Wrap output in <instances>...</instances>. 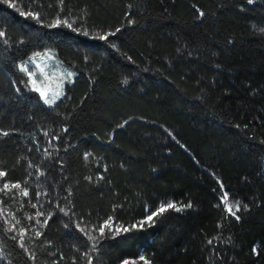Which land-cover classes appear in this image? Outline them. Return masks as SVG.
Instances as JSON below:
<instances>
[{"label":"trees","instance_id":"trees-1","mask_svg":"<svg viewBox=\"0 0 264 264\" xmlns=\"http://www.w3.org/2000/svg\"><path fill=\"white\" fill-rule=\"evenodd\" d=\"M0 173V264H264V0H0Z\"/></svg>","mask_w":264,"mask_h":264},{"label":"rangeland","instance_id":"rangeland-1","mask_svg":"<svg viewBox=\"0 0 264 264\" xmlns=\"http://www.w3.org/2000/svg\"><path fill=\"white\" fill-rule=\"evenodd\" d=\"M19 69L27 76L28 85L36 90L39 89L46 93V97H42L40 91H37L42 101L45 98L53 101L45 103L53 106L65 94L66 86L74 82L76 72L73 68L65 64L53 49H45L34 52L25 59L19 61ZM130 264H144V260H132ZM149 264V263H148Z\"/></svg>","mask_w":264,"mask_h":264},{"label":"snow or ice","instance_id":"snow-or-ice-1","mask_svg":"<svg viewBox=\"0 0 264 264\" xmlns=\"http://www.w3.org/2000/svg\"><path fill=\"white\" fill-rule=\"evenodd\" d=\"M252 2H253V0H249V3H252ZM13 6H14V5H13ZM201 15H202V13H201ZM58 23H59V22H58ZM102 38H104V37H102ZM36 90H37V91H40L39 89H36ZM40 94H41L42 97H46V93H45V92L40 91ZM52 102H53V101L48 100L47 98H45V103H52ZM2 175H4V174H3V173H0V176H2ZM5 187L7 188V185H5ZM13 187L19 188L20 185H13ZM24 194L27 195L26 192H25ZM224 200H225V202H227V194H225V196H224ZM166 207H167V208H175L176 206H175L174 204L169 203ZM188 207H191V205L189 204ZM165 210H166L165 207L162 206V207L159 209V212H163V211H165ZM177 210H179V209H177ZM228 211H229L231 214L235 215V213L232 211V207H231V206L228 207ZM236 211H239V207H238V206L236 207ZM159 212L152 213L151 215H149V216L147 217L146 221H141V226H142L144 223H146V222H150V221H152L153 216L158 215ZM238 218H239V217H237V219H238ZM104 227H111V225L109 224V222H105L104 226H102L101 229H100L101 234H103ZM134 227H135V226H134ZM115 230H116L117 232H119L121 229H120L119 227H117ZM123 230H124V231H128L127 228H125V229H123ZM141 260H144V264H148V261L145 260L143 256H141ZM124 264H130V262H129V261H124ZM132 264H134V262H132Z\"/></svg>","mask_w":264,"mask_h":264}]
</instances>
